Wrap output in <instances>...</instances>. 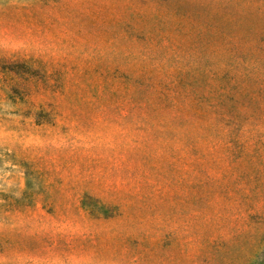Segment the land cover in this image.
Returning <instances> with one entry per match:
<instances>
[{
	"label": "rangeland",
	"instance_id": "obj_1",
	"mask_svg": "<svg viewBox=\"0 0 264 264\" xmlns=\"http://www.w3.org/2000/svg\"><path fill=\"white\" fill-rule=\"evenodd\" d=\"M200 1L264 2L0 0V264H264L260 125L241 133L246 156L192 155L181 113L139 101L119 69L187 57L139 53L158 41L121 16Z\"/></svg>",
	"mask_w": 264,
	"mask_h": 264
},
{
	"label": "trees",
	"instance_id": "obj_2",
	"mask_svg": "<svg viewBox=\"0 0 264 264\" xmlns=\"http://www.w3.org/2000/svg\"><path fill=\"white\" fill-rule=\"evenodd\" d=\"M215 3L196 2V10L182 16L173 12L161 15L159 6L165 2L155 10L146 8L134 13L135 18L121 16L119 26L129 34L150 44L158 41L157 47L142 48L139 53L187 57L126 61L119 69L131 76L128 90L132 89L134 95L141 93L139 101L159 94L162 97L157 106L181 113L177 118L181 130L192 133L186 136L188 153L204 156L210 152L207 146L214 148L223 142L226 155L246 156L247 138L242 137V132L252 124L260 125L261 156L264 92L260 94V107L252 108L249 102L256 101L251 92L255 85L264 91V2L246 1L241 10L236 9L237 5ZM228 86H235L236 93L228 91ZM171 91L175 93L172 97ZM172 99L180 106L167 101ZM208 120L221 122L227 129L210 124L208 130L202 126ZM217 182L223 183H209L213 187ZM261 243L260 238V246Z\"/></svg>",
	"mask_w": 264,
	"mask_h": 264
}]
</instances>
